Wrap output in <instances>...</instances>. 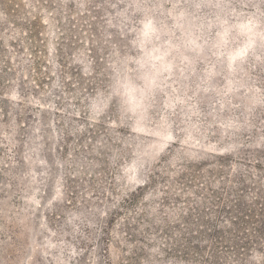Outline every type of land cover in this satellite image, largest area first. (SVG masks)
Wrapping results in <instances>:
<instances>
[{"label": "rangeland", "instance_id": "374dc122", "mask_svg": "<svg viewBox=\"0 0 264 264\" xmlns=\"http://www.w3.org/2000/svg\"><path fill=\"white\" fill-rule=\"evenodd\" d=\"M0 264H264V0H0Z\"/></svg>", "mask_w": 264, "mask_h": 264}, {"label": "trees", "instance_id": "16d2710c", "mask_svg": "<svg viewBox=\"0 0 264 264\" xmlns=\"http://www.w3.org/2000/svg\"><path fill=\"white\" fill-rule=\"evenodd\" d=\"M195 46L194 44H192V47ZM184 47V46H183ZM196 47V46H195ZM196 49V48H195ZM196 53H199L197 50H196Z\"/></svg>", "mask_w": 264, "mask_h": 264}]
</instances>
